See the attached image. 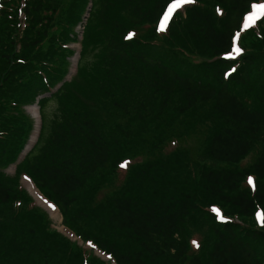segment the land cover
Wrapping results in <instances>:
<instances>
[{
	"label": "trees",
	"instance_id": "1",
	"mask_svg": "<svg viewBox=\"0 0 264 264\" xmlns=\"http://www.w3.org/2000/svg\"><path fill=\"white\" fill-rule=\"evenodd\" d=\"M252 3L193 0L158 33L165 0H0V264H264V16L222 58Z\"/></svg>",
	"mask_w": 264,
	"mask_h": 264
},
{
	"label": "snow or ice",
	"instance_id": "2",
	"mask_svg": "<svg viewBox=\"0 0 264 264\" xmlns=\"http://www.w3.org/2000/svg\"><path fill=\"white\" fill-rule=\"evenodd\" d=\"M166 7L162 6V15H158V31L164 30L165 25L167 24L168 20L170 19L172 13L176 10L181 8L185 4L193 3V0H165ZM219 14V12H218ZM260 16H264V3L257 4L252 3L251 4V11L247 12L243 16V26L241 28V31L249 27L252 23H254ZM236 35L231 36V45L230 50L228 48H225L223 59L224 60H234L237 56L241 54V49L237 47V36ZM134 36V33L128 32L127 35L124 36L125 40H128ZM235 68H230L228 71L224 73L225 77H228L232 72H235ZM128 161H125L119 165L120 168H125L128 164ZM247 184L252 187L253 186V177L249 176L247 179ZM51 207V205H49ZM211 211L216 214L217 219H221L220 213L217 211V209L213 206L211 208ZM255 219L258 226L264 227V213H261V211L257 210L255 212ZM194 246H198L196 241H193Z\"/></svg>",
	"mask_w": 264,
	"mask_h": 264
},
{
	"label": "bare ground",
	"instance_id": "3",
	"mask_svg": "<svg viewBox=\"0 0 264 264\" xmlns=\"http://www.w3.org/2000/svg\"><path fill=\"white\" fill-rule=\"evenodd\" d=\"M73 65L75 66V61L73 62ZM32 114L34 116H36V112L35 110H32L31 111ZM39 116L37 115V120H36V129H35V132L28 144V149H30L34 143V140H35V136L38 132V128H39ZM24 184H25V187L27 189V191L29 192V194L33 197V199L36 201V203L41 207L43 208L45 211H47L49 213V215L52 217V218H55V217H58V213L57 211L54 209V207L51 205V207H49V203L43 198L40 196V194L35 190V188L33 187V185L31 184V182L29 180H26L24 179ZM62 232H65L67 233L65 230H62ZM68 234V233H67ZM70 236V235H69Z\"/></svg>",
	"mask_w": 264,
	"mask_h": 264
},
{
	"label": "rangeland",
	"instance_id": "4",
	"mask_svg": "<svg viewBox=\"0 0 264 264\" xmlns=\"http://www.w3.org/2000/svg\"><path fill=\"white\" fill-rule=\"evenodd\" d=\"M74 47H76V48H78L77 46H74ZM50 110H51V108L50 107H48ZM33 110V107L31 108V107H28V108H26V113L28 114V115H31L32 114V111ZM13 173V168H10L8 171H7V174L8 175H11ZM24 178H21V185L23 186V187H25V184H24ZM34 204L35 205H37V206H39L37 203H36V201H34ZM50 219H51V223H52V226H53V228H55V229H57L58 231H62V227H61V218H60V216L58 215V217H55V218H52V217H50ZM255 221H256V219H255ZM256 224H257V222H256Z\"/></svg>",
	"mask_w": 264,
	"mask_h": 264
}]
</instances>
